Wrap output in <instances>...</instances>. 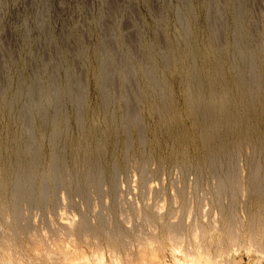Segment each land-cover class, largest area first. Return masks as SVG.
<instances>
[{"label": "rangeland", "instance_id": "rangeland-1", "mask_svg": "<svg viewBox=\"0 0 264 264\" xmlns=\"http://www.w3.org/2000/svg\"><path fill=\"white\" fill-rule=\"evenodd\" d=\"M0 74L81 97L61 156L55 103L36 118L40 196L2 184L21 122L1 107L0 263L177 264L195 241L203 264H264V0H0Z\"/></svg>", "mask_w": 264, "mask_h": 264}, {"label": "bare ground", "instance_id": "bare-ground-1", "mask_svg": "<svg viewBox=\"0 0 264 264\" xmlns=\"http://www.w3.org/2000/svg\"><path fill=\"white\" fill-rule=\"evenodd\" d=\"M0 77H2L1 74H0ZM6 78H5L6 81H8L7 85H3L2 81L0 80V110H2L1 107H3V105H5L6 107L9 106V108L11 110L15 111L14 114H13L12 111L11 112H12L13 116L15 117V119L17 121L21 122V127H20V129H19V131L17 133V135H18L17 139H15V141H16V143H15L16 144L15 145L16 146L15 154L12 155L14 152L12 154H10V153L8 154V156H11V158L8 159L9 161L7 160V158L5 160L2 159L3 163L6 164L5 169L7 171V177L2 181V184L4 185V188H7V187L9 188V187L13 186L14 188L17 187V189H23V190L29 189L31 186L36 184L34 186L39 187L37 189L39 190L38 194L40 196V195L43 194V189H41L40 185L37 184L38 180L36 178V174H37L38 168H39V166L41 164L42 157L46 156L45 152L42 149V141H43V138H45V136H46V130H45V128L42 127V125H37L36 124V118L38 116H41V115H45V116L51 115V113H49L50 111H49V109H47V107H48L49 104L55 103V108H56V114H55V118H54L55 121H54V124L52 126L53 128L51 129L49 134L50 135L54 134L55 137H56L53 140V143H52L53 145H55L54 147L56 149V152H55V154L52 153L51 156H61L64 153V151H63L64 148L67 147V143L66 142H68V140H66V139H67L68 131L70 130V128H67V125H66V117L64 116V107H65V105L67 103L78 101L79 99H81V97H79L78 95L74 94L75 93L74 85L71 83L70 80H68V78H66V80L64 82L55 83L54 80H53V81H51L48 84H46V83L41 84L40 82H38V79H35L36 81L35 80H31V82H30L29 80H26V78H21V79L19 78L17 81H14L15 79L12 78V77H9V76H7ZM14 84H16L15 88H13ZM197 85L200 86L199 83H197ZM80 87H81V85L79 86V88ZM223 117H220V119H222ZM220 119H219V121H220ZM216 122H218V121H216ZM57 138H62V141H63L62 144L63 145L59 143V139H57ZM220 145H221V143H220ZM216 147H217V145H216ZM0 148H1V143H0ZM217 149H218V147H217ZM1 156H4V155H2V152L0 150V157ZM58 164L60 165L61 169L58 167L59 166ZM61 165H62V163L61 162L59 163V161L57 159L56 160L52 159L51 166L49 167V169H47L48 173H51V172H54V171H56V173H59V171L62 170V166ZM55 181H56V179L52 180V181H49L46 184L50 185V183H51L50 186L52 187L55 184ZM64 217H67V216L64 215ZM64 217L62 215L63 219H64ZM68 218H70V217H68ZM67 220L69 221V219H66V221ZM71 221H73V220H71ZM228 227H230V226H228ZM65 230H67V229H65ZM227 230H228V228H227ZM167 231H169V230H167ZM171 231L168 232V233H171ZM189 231H191V230H189ZM193 231H194V229H193ZM193 231H191V232H193ZM230 231H232V228H231V230L229 229V232ZM64 232H62V233H64ZM67 232H65V234ZM177 232L179 233L180 231H176V232H173V233H177ZM194 232H198V230L197 231L195 230ZM229 232L227 231V233H229ZM237 232L235 230V231L231 232V234L229 233L230 234V238H229V235H228V239H230V242L236 240L235 238H238V237L241 236V234L237 235V234H239V232L238 233ZM257 232H258V229H257ZM173 233H171V235ZM251 233H253L252 230H251ZM69 234H68V236H69ZM197 234L195 236L194 233H192V235L195 236L194 237V240H196L195 245L198 242L197 239H196ZM199 234H201V232ZM254 234H259V233H254ZM177 235L171 236L172 239H176L175 242H177V240L179 239V238L178 239L175 238V236L177 237ZM192 235H190V236H192ZM44 236L46 237V235H44ZM48 236L49 235H47V237ZM58 236H59V234H58ZM65 236H67V234ZM168 236H170V234H168ZM70 237H71V235H70ZM178 237H179V235H178ZM256 237H258V236H256ZM48 238H50V236ZM65 238H63V239H65ZM191 238L193 240V236ZM32 240H35V239H32ZM45 240H48V239H45ZM181 240H178V242H181ZM36 241H37V239H36ZM194 242L192 243L193 245L189 242L190 243L189 244V249L191 248V245L194 246ZM205 242H209V241H205ZM1 243H2V241H0V247H2ZM3 243H5L4 246L7 247L6 245H8V244H6L5 241H3ZM38 243H39V241H38ZM49 243L50 242H48L47 244H49ZM199 243H201V242H199ZM214 243L216 244V246L219 244V242H218V244L216 242H214ZM33 244L34 243L32 242V245ZM47 244H45V245H47ZM50 244H52V243H50ZM204 244L202 243L201 246L198 244L200 249H201L202 246H206V243H204ZM211 244L212 243H209V247H210ZM215 244L214 245L212 244L213 247H215ZM9 246H11V245H9ZM12 246H14V245H12ZM3 247H2V249H3ZM16 247H17V245H16ZM147 247H149V246H147ZM199 247L197 249H199ZM10 248L11 247H9V249ZM12 248H11V250H12ZM194 248H196V246H194ZM194 248H193V250L187 249L188 251L186 250L184 252L185 253L184 254V258H185L184 262H180L179 260H177L176 262H179L177 264H199V263L203 264L204 261H203V259L201 261L202 257L200 256V254L201 255L204 254V251H206V250H203V253H202L200 249L196 251ZM210 248H212V247H210ZM223 248H221V249H223ZM14 249H16V248H14ZM18 249H22V248L19 247ZM32 249H31V251H32ZM224 249H226V248H224ZM28 250H30V248ZM28 250H25V251L27 252ZM44 250H45V248H44ZM54 250H56V249H54ZM218 250L222 252V250H220V249H218ZM2 251H4V253H6L5 251H7V250L4 249ZM16 251H14V253ZM35 251L36 250H34L33 253H35ZM219 251H218V253H219ZM47 252H49V249L47 250ZM141 252H142V250H141ZM221 252H220V254H222L224 251L222 253ZM261 252H262V250H261ZM1 253H3V252H1ZM12 253H13V251H11V254ZM17 253L20 254V252H17ZM17 253H15V254H17ZM33 253L31 255H33ZM28 254H30V253L28 252ZM224 254H222V255H224ZM12 255H8V256L12 257ZM41 255L43 256V253ZM46 255L47 254H45L44 257H42V258L45 259ZM209 255H211V254H209ZM209 255H208V257H211ZM40 256H39V258H40ZM198 256H199V258H198ZM204 256H206V259H207V255H203V258H204ZM213 256H214V254H213ZM27 257H28V255H27ZM48 257L46 259H49ZM215 257L213 258L214 261L216 260ZM4 258H5V256H4ZM24 258H26V256H24ZM29 258H32V256L29 257ZM42 258H40V259L42 260ZM87 259L88 258H86L84 255H81L78 252L73 254V253H70L69 251H66L65 261L68 264H88L89 262L87 261ZM206 259H204V260L206 261ZM26 260H28V259H26ZM35 260H37V259H35ZM4 261H6V260H4ZM209 261H210V259H209ZM3 262L0 263V264H3ZM30 262H32V261L30 260ZM34 263H36V262H34ZM205 263L206 264H211L212 262H208L207 261ZM39 264H40V261H39ZM140 264H151V263L149 262V260L147 258H142V260H140ZM219 264H221V262ZM229 264H231V262ZM236 264H238V263H236Z\"/></svg>", "mask_w": 264, "mask_h": 264}]
</instances>
